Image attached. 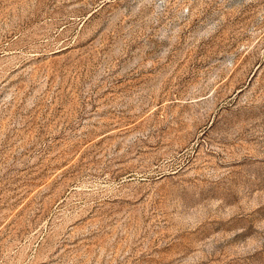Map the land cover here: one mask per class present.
Listing matches in <instances>:
<instances>
[{"label": "rangeland", "instance_id": "obj_1", "mask_svg": "<svg viewBox=\"0 0 264 264\" xmlns=\"http://www.w3.org/2000/svg\"><path fill=\"white\" fill-rule=\"evenodd\" d=\"M0 264H264V0H0Z\"/></svg>", "mask_w": 264, "mask_h": 264}]
</instances>
